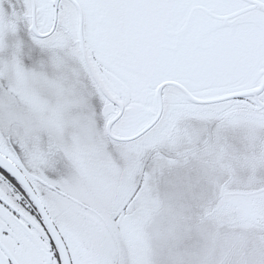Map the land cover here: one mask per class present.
Wrapping results in <instances>:
<instances>
[{
	"label": "snow or ice",
	"instance_id": "snow-or-ice-1",
	"mask_svg": "<svg viewBox=\"0 0 264 264\" xmlns=\"http://www.w3.org/2000/svg\"><path fill=\"white\" fill-rule=\"evenodd\" d=\"M0 264H264V0H0Z\"/></svg>",
	"mask_w": 264,
	"mask_h": 264
}]
</instances>
